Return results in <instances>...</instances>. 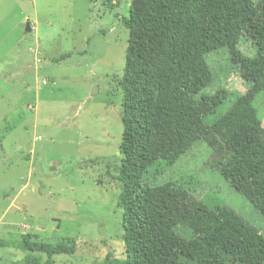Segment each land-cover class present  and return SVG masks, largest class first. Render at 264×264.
<instances>
[{
  "label": "rangeland",
  "instance_id": "1",
  "mask_svg": "<svg viewBox=\"0 0 264 264\" xmlns=\"http://www.w3.org/2000/svg\"><path fill=\"white\" fill-rule=\"evenodd\" d=\"M244 1L256 15L240 48L256 55L264 45V0ZM131 5L0 0V264H26L27 252L13 243L26 233L35 236L32 257L40 264L54 245L53 264H104L108 252L126 258L121 82L130 37L123 18ZM198 45L195 30L156 78L152 96L210 67L212 84L180 108L197 109L203 119L147 177L184 183L197 206H230L264 234V215L216 167L225 157L217 146L226 112L247 82L228 49L203 55ZM217 93L225 97L214 108ZM255 105L264 126V93Z\"/></svg>",
  "mask_w": 264,
  "mask_h": 264
},
{
  "label": "trees",
  "instance_id": "2",
  "mask_svg": "<svg viewBox=\"0 0 264 264\" xmlns=\"http://www.w3.org/2000/svg\"><path fill=\"white\" fill-rule=\"evenodd\" d=\"M254 15L244 0H132L130 15L123 18L130 37L121 82L124 190L119 204L124 208L127 256L115 259L108 252L104 264H182L185 259L193 264H264V234L235 209L197 206L196 195L184 183H154L147 177L203 119L197 109L181 113L180 108L212 84L210 67L170 92L152 96L156 78L198 30L201 54L228 49L248 85L226 112L229 123L217 146L225 157L216 167L264 215V126L255 105L264 93V45L256 55L240 48ZM215 97L217 108L225 96ZM33 237L26 233L13 242L27 252L26 264H40L32 257ZM56 252L55 245L47 249L46 264H53Z\"/></svg>",
  "mask_w": 264,
  "mask_h": 264
},
{
  "label": "water",
  "instance_id": "3",
  "mask_svg": "<svg viewBox=\"0 0 264 264\" xmlns=\"http://www.w3.org/2000/svg\"><path fill=\"white\" fill-rule=\"evenodd\" d=\"M29 30H30V27H29Z\"/></svg>",
  "mask_w": 264,
  "mask_h": 264
}]
</instances>
